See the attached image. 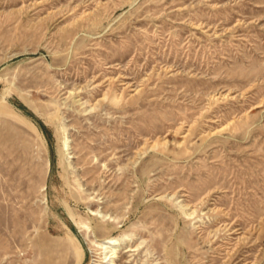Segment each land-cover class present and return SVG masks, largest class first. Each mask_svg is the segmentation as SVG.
<instances>
[{"label":"rangeland","instance_id":"rangeland-1","mask_svg":"<svg viewBox=\"0 0 264 264\" xmlns=\"http://www.w3.org/2000/svg\"><path fill=\"white\" fill-rule=\"evenodd\" d=\"M0 264H264V0H0Z\"/></svg>","mask_w":264,"mask_h":264}]
</instances>
